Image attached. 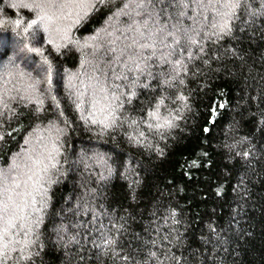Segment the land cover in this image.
I'll use <instances>...</instances> for the list:
<instances>
[{"label": "trees", "instance_id": "1", "mask_svg": "<svg viewBox=\"0 0 264 264\" xmlns=\"http://www.w3.org/2000/svg\"><path fill=\"white\" fill-rule=\"evenodd\" d=\"M33 4L0 0V189L36 201L7 264H264V0ZM105 94L108 130L83 119Z\"/></svg>", "mask_w": 264, "mask_h": 264}, {"label": "snow or ice", "instance_id": "2", "mask_svg": "<svg viewBox=\"0 0 264 264\" xmlns=\"http://www.w3.org/2000/svg\"><path fill=\"white\" fill-rule=\"evenodd\" d=\"M100 2L102 3L103 0H34L33 7L36 9H41L43 5H58L59 8L67 7L69 4H75L81 8L84 9L82 13L77 14V19L74 21V23L79 24L84 19H86L88 15V8H95L96 3ZM225 4L232 5L233 9L235 6L239 4V0H224ZM231 13H225L224 15L230 16ZM58 18V17H57ZM41 20L47 19L50 26L55 25V19L53 16L45 15L40 16ZM33 24L36 23V21H32ZM54 31H59V28L53 27ZM220 31L226 32L230 31L228 28V21L227 19L224 20L223 24L220 25ZM52 83L51 75H49V84ZM100 91L104 92L105 89L101 88ZM123 95V94H122ZM135 93H132L128 96L127 103L132 102V96H134ZM52 99L56 101V106L59 107V101L57 100V97L53 96ZM77 99H79L77 97ZM177 99H184L183 97H177ZM102 100L105 101V103H102L101 100L94 101V110L89 113L88 116L83 117L85 121L91 120L92 124H99L103 127L104 130H108L110 128L118 126V122H121V116H120V110L124 108L125 101L121 100V97L118 95L108 96L105 94L102 97ZM38 108L37 110H40V106L43 105L44 101L38 99L36 101ZM165 101L163 98H161L154 106V109L149 111L147 113V116L149 120L154 121L155 123H147V127L150 129H155L157 131L161 132V135H163L164 129H171L176 127L175 121H178L182 119L181 116L178 115L179 109H176V115H173L171 112H169L167 115L162 116L160 112V107L164 105ZM176 103V100H173V104ZM99 104L100 107L96 109V105ZM75 107L77 110H80L82 107V103H76ZM100 113L103 115V119L99 118L97 113ZM0 115H3L2 112H0ZM138 122L133 120L132 124H137ZM207 131V129H205ZM144 132L140 133V136H144ZM2 138V137H0ZM132 139V137H129ZM54 159V157H53ZM36 163H40V161H36ZM52 167H55V165H52ZM47 166H45L40 171L47 172ZM27 178L25 180H15L14 184L15 188H20L21 184H24L26 187L28 186V182L32 181V187L35 188L41 180V177L38 176L36 173H32L31 175H28L27 173L24 174ZM35 177V179H34ZM8 191L7 188L0 189V264H7L8 259H11L12 257L9 256V245L12 244L14 241L12 239L13 234L19 235L23 233L24 235L28 234V231H30L29 226L27 224V221H29L32 213L27 211V209L31 205H35L36 201L35 198L32 197L31 205L28 203L26 199H24L25 196H32L31 192H16V196L19 197V201L16 199H13L12 196L7 197V199L4 198L3 193ZM14 191V189H13ZM45 189V193H46ZM35 211L40 212L43 211L42 208H37ZM39 218L37 221H33V223H38ZM15 243H20V241H15ZM25 246H27L25 242ZM12 251H17L14 247L12 248Z\"/></svg>", "mask_w": 264, "mask_h": 264}, {"label": "rangeland", "instance_id": "3", "mask_svg": "<svg viewBox=\"0 0 264 264\" xmlns=\"http://www.w3.org/2000/svg\"><path fill=\"white\" fill-rule=\"evenodd\" d=\"M27 157V156H26ZM25 157V158H26ZM36 161L37 160H34L33 162H34V165H39L40 163H42L43 162V160H39L40 161V163H36ZM20 166L19 167H23L22 166V164H19ZM27 178V177H26ZM24 184H21V187L19 188V190H21V189H23L24 187H25V185L23 186ZM25 189V188H24Z\"/></svg>", "mask_w": 264, "mask_h": 264}]
</instances>
